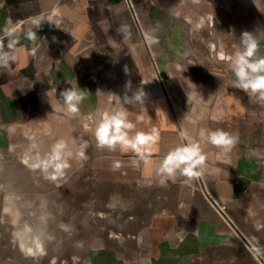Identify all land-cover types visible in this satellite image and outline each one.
I'll use <instances>...</instances> for the list:
<instances>
[{
	"label": "crops",
	"instance_id": "obj_1",
	"mask_svg": "<svg viewBox=\"0 0 264 264\" xmlns=\"http://www.w3.org/2000/svg\"><path fill=\"white\" fill-rule=\"evenodd\" d=\"M131 2L133 9L125 0H0V53L16 57L0 63V159L25 163L26 157L32 165L63 140L73 153L63 176L52 180L51 170L27 163L20 173L59 189L89 164L115 179L110 184L131 188L130 197L109 195L115 223L105 219L97 238L82 246L71 242L82 250L69 264H201L226 251L227 261L243 253L264 264L258 241L264 233V100L236 88L230 63L220 59L241 50L244 32L258 44L254 58L264 57V0ZM201 17L204 26L196 30ZM6 27L16 29L12 49ZM29 30L35 39L27 38ZM71 87L84 95L76 114L60 95ZM140 91L144 97L128 100ZM116 112L134 124L130 137L156 129L159 139L143 158L119 145L98 146V122ZM217 130L235 138L230 151L208 141ZM189 143L206 156L201 176L159 175L169 152ZM17 200L19 213L2 215L11 229L0 264H63L52 260L55 254L21 250L27 223L59 218L27 213Z\"/></svg>",
	"mask_w": 264,
	"mask_h": 264
},
{
	"label": "rangeland",
	"instance_id": "obj_2",
	"mask_svg": "<svg viewBox=\"0 0 264 264\" xmlns=\"http://www.w3.org/2000/svg\"><path fill=\"white\" fill-rule=\"evenodd\" d=\"M67 1L71 4L72 1L79 0ZM100 56L101 54L98 53L97 59ZM23 160L31 165L26 157ZM0 165V218L3 219L0 223V230H3L0 232V247H2L0 248V259L2 261L5 256V248L8 245L7 242L9 241L7 229H11L9 222H5L4 216L7 215V212L4 204H1L2 202L4 203L6 196L14 199L18 213L19 207L15 198L18 199V204L23 203L22 208L27 213L53 215L55 218H59L55 222L40 221L23 224L30 227L31 237L37 236L41 241L44 239L46 249L43 244V255L47 253V256L50 257L55 254L56 256L52 257L54 262L59 257L61 263L69 264L71 256L78 257L80 255L77 252L82 249L78 246H82L85 242L97 238L101 224L105 225V222H103L105 219H109V224L115 223L112 221L117 218L115 212L106 206V200L109 195L111 198L117 196L118 193H125L129 195L128 197L133 194L131 188L122 190V185L118 183L110 184V182H115V179H107L109 177L102 173L99 174L89 164L77 171L75 179L70 185L59 189H52L46 184H37L35 174L20 173L19 167L25 165V163H22L19 159L7 157L5 160H1ZM107 215L108 217L106 218ZM15 224H19L17 220ZM73 241H76V245H78L75 248L70 245ZM258 241L264 251V233L259 236ZM68 245H70V249ZM19 246H21L20 240ZM3 247L5 248L3 249ZM52 250L55 253L52 254ZM235 255L236 258L233 261H227L226 259L230 257L227 251L222 254H210L205 257L207 258L206 261H202L203 263L201 264H256L243 253H235ZM8 258L11 259V256L8 255ZM36 261L38 260L27 259L22 261V263L35 264Z\"/></svg>",
	"mask_w": 264,
	"mask_h": 264
},
{
	"label": "clouds",
	"instance_id": "obj_3",
	"mask_svg": "<svg viewBox=\"0 0 264 264\" xmlns=\"http://www.w3.org/2000/svg\"><path fill=\"white\" fill-rule=\"evenodd\" d=\"M198 3L199 0H193ZM50 23H54L49 18ZM204 26V18L201 17L195 23L196 30ZM16 29L6 27L4 29L5 36L8 37V48H14L17 43L12 39ZM27 38L30 40L35 39V34L29 30ZM258 49V44L252 38L250 32H244L241 35V50L235 52L234 55L225 57L223 53L220 54V59H227L230 63L231 69L236 77L235 87L243 90L245 93L251 95H258L259 99L264 100V57L255 59V54ZM9 59L15 60V56L9 57L7 52L0 53V63L7 64ZM64 104L70 114L78 112V105L84 99L83 92H77L74 88H69L61 92ZM141 95L144 97V92L140 91L129 101L135 99L140 100ZM135 126L126 119L124 112H116L113 114H104L95 128V137L99 147H107L110 150H115L116 145H119L122 150H132L141 158L149 153L152 146L158 141V133L156 129H152L148 133L137 132L134 137L129 136V130ZM183 135V134H182ZM208 141L224 151H230L235 145V138L231 137L228 133L217 130L208 134ZM35 147V145L33 146ZM83 157V151L78 153ZM73 156V153L68 150L67 144L61 140L56 142L50 153L43 159L39 155L36 156L35 162L31 165L33 169H41L44 173L48 174L50 179L55 180L59 176L64 175V170L69 167L68 160ZM206 156L202 154L199 144L189 143L186 146L177 147L164 158L159 166L158 173L166 179H175L177 173L186 176L189 179L198 178L201 176ZM27 163V161H25ZM118 166V165H117ZM164 183V180L161 181ZM7 211V209H6ZM31 229L25 226L23 231L19 234L21 240V250L26 254H33L35 251L42 250V244L39 237H30L27 234Z\"/></svg>",
	"mask_w": 264,
	"mask_h": 264
},
{
	"label": "bare ground",
	"instance_id": "obj_4",
	"mask_svg": "<svg viewBox=\"0 0 264 264\" xmlns=\"http://www.w3.org/2000/svg\"><path fill=\"white\" fill-rule=\"evenodd\" d=\"M13 200H14V199L11 198L10 196H6V197H5L4 208L7 209V211H6L7 214H18V211H17V209H16V206H15ZM13 219L16 221V220L18 219V217H17V216H14ZM15 221H14V223H15ZM28 228H30V227H28ZM27 235L31 237V234H30V233H28ZM35 237H37V236H35ZM35 237H34V238H35ZM20 241H21V240H20ZM40 241H41V240H40ZM41 244H42V250H39V251L44 252V247H43V243H42V241H41Z\"/></svg>",
	"mask_w": 264,
	"mask_h": 264
},
{
	"label": "built area",
	"instance_id": "obj_5",
	"mask_svg": "<svg viewBox=\"0 0 264 264\" xmlns=\"http://www.w3.org/2000/svg\"><path fill=\"white\" fill-rule=\"evenodd\" d=\"M125 1H126V4H127L128 8L133 9V3L131 2V0H125ZM134 15H135V17L137 19V15L135 13H134ZM210 24H213V22H210ZM156 75H157V78H158V84L162 85L163 84V80L161 78H159V71L158 70H156ZM174 115H175V117H177L175 111H174Z\"/></svg>",
	"mask_w": 264,
	"mask_h": 264
}]
</instances>
